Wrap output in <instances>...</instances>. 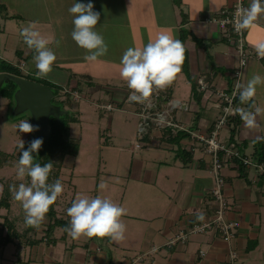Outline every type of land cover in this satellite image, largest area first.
<instances>
[{"label":"crops","instance_id":"0c3cea01","mask_svg":"<svg viewBox=\"0 0 264 264\" xmlns=\"http://www.w3.org/2000/svg\"><path fill=\"white\" fill-rule=\"evenodd\" d=\"M86 1L94 6L96 4V0ZM118 1L120 5L122 0ZM232 1L145 0L151 5L149 11L152 19L141 18L138 24L132 15L145 10L144 2H140L142 10L133 7L129 10L130 17H134L131 18L130 25V20L123 22L114 18V23L124 25L126 30H131V25L136 24L142 28L150 26L151 29L161 32L176 31L179 34L178 39L181 30L186 33L184 46L189 74L181 71L168 89H163L164 98H157L158 108L150 109L151 113L163 111L165 118L181 122L185 130L171 132L169 129H161L149 119V129L145 127L146 134L139 139L138 129L143 115L137 98L134 99L135 102L129 99L131 93L137 97L139 94L129 89L127 82L122 79L114 84L113 80H108L111 85L99 83L103 77L100 76L98 68L90 66L92 63L104 64L105 61L102 57H98L94 62L87 61V50L79 47L71 37L74 15L69 12V8L76 2L83 3V0H0V57L4 62L10 64L8 60L11 47L14 54L19 56L13 66L20 67L21 63L25 66L24 58L29 56L30 48L21 41L23 36L20 33L24 26H34V30L50 41L48 47L57 57L52 65V72L44 77L45 79L60 85L74 83L78 78H86L79 84L90 86V93L86 94V97L80 93L84 99L93 102L97 108L96 101L102 98L113 103L115 109L119 108L121 112L128 113L134 121L136 137L140 142L133 144L132 137L127 148H117L121 153L128 152V156L126 153L123 155L128 159V168L126 172L118 174L125 178L126 185L103 189L105 198L127 210V214L121 217L126 226L125 239L119 242L108 240L115 253L117 250L121 252L124 259L122 264H264V158L255 151L256 145L264 142V84L256 86L255 96L248 101L242 103L239 101L240 96L237 97L239 109L254 114L255 124L246 126L241 118L238 123L233 121L222 128L226 129V134H222V137L219 130L220 140L234 144L239 152V157L233 158L231 163L222 168L223 195L228 204L225 217L227 220L239 222L233 238L225 240L218 232L211 231L188 234L184 241L169 243L177 233L186 231L193 223L210 219L214 212L215 204L209 192L213 181L210 171L211 157L203 151L202 144L194 135L208 134L213 127L218 115L214 92L230 91L233 86V71L238 64L234 46L220 34L214 24L206 22L208 17ZM261 2L264 4V0ZM250 3L251 0H245V8L249 7ZM112 9L116 15V9ZM100 14L102 20L98 21L97 29H101L104 24H110L103 12ZM55 29H63L61 40L56 41L54 38ZM64 39L69 44H65ZM15 40L18 43L16 46L13 42ZM262 41L264 14L258 16L252 26L245 29L247 49L257 53L254 45ZM62 48H65L64 52ZM35 55L36 52L30 59L34 60ZM55 70L64 72V77H52L51 74ZM37 71L36 69V74ZM0 74L9 75V80L17 76L5 70H0ZM254 75L264 77V58L253 55L244 68L242 85L246 86ZM88 80L91 84H87ZM198 80H202L208 89L201 90ZM192 84L195 92L192 90ZM79 85L77 83V86ZM170 101H175L172 106ZM257 108L261 109L259 113L256 112ZM233 127L235 129L231 137ZM76 132L79 135L78 129ZM71 137L79 140V152L82 139L79 136ZM136 144H139V147ZM106 147L112 148L109 144ZM78 152L76 156L65 155L62 167L67 161L68 167L72 169ZM246 158L249 160L247 164L243 163ZM3 181L0 177V183ZM76 188L73 190L77 191ZM125 197L128 198L126 203ZM57 205L59 216L67 218L70 222L67 212L58 210ZM71 205H68L67 209ZM11 207L10 204L9 208H0V224L5 218H11L6 215ZM3 210L5 213H2ZM201 215L203 219L198 218ZM48 223L49 220L45 216L41 223L44 226L41 227L42 236L39 237L35 236L39 228H29L26 237L30 244L21 245L20 248L15 240H11L5 245H0L3 252L7 246L13 247H9L7 254L0 253V264H114L113 261H116L111 247L107 246L105 250L100 243V240L103 243L102 239L81 236L74 240L60 226L54 227L49 235H45L43 231ZM60 228L64 230V234ZM3 232L6 233V229ZM50 235L55 239L51 246L48 245ZM40 243L43 245L40 246ZM200 251L204 254L201 255ZM232 253L235 256L233 258Z\"/></svg>","mask_w":264,"mask_h":264},{"label":"rangeland","instance_id":"374dc122","mask_svg":"<svg viewBox=\"0 0 264 264\" xmlns=\"http://www.w3.org/2000/svg\"><path fill=\"white\" fill-rule=\"evenodd\" d=\"M140 2H144L143 9L145 10L141 9ZM83 3L87 4V1L83 0ZM98 6L100 9H98ZM94 7V11H98L100 13L103 12L105 19H109L110 24L106 26L107 24L105 25L103 23L104 26H102V28L104 29H94L103 36L108 46V52L106 55L101 56L105 61L104 64L94 65L92 63L90 67L96 69L98 68V71L101 74L100 76L103 77L99 83L111 85L108 80H113L112 84H114L115 81L121 82L119 80L122 79V77L120 76V69L122 67L121 58L123 53L128 48H143L150 41H154L157 35L161 33V31L157 29H151L150 26H147L148 29L138 27L136 24L131 25V30H126L123 27L124 25L114 23V18L120 19V21L123 22H128L130 20L129 25L131 24V18L134 17L136 18L138 24L140 23L141 18L144 20L148 18L152 19L151 11H149L151 5L149 4V2H145V0H136V2L132 0H122V3H120V5L118 0H96V4ZM131 7H133V9L138 8L142 10V12H138L136 14L133 13L132 15L134 17H130L131 11L129 10H131ZM112 8L116 9V15H114V10ZM24 27L28 26L26 25ZM55 32L56 34L54 33V38L56 39V41L61 40L60 36H63L64 34L63 29H55ZM168 32L171 33L176 39H178V32ZM21 41H24V38H21ZM64 41L65 44L68 43L66 39H64ZM13 42L15 43V46L18 44L16 40ZM62 49V52H64L65 48ZM10 50L11 55H9L10 58L8 60L10 64L6 61L4 62L1 57L0 64H9L13 67V62H17L19 56H17V54H14V51L11 47ZM30 58L32 57L24 58L25 66L23 64L24 70H22L21 72L27 73L29 79L47 84V81H45L47 79L39 78L35 73L36 68L34 65V60H31ZM63 68H65L64 65ZM51 76L63 78L64 72L55 70L53 71V74H51ZM110 77H112L113 79H111ZM76 80L77 81L74 83H60L61 88L58 90V93L56 95H53L52 98L56 101L63 102L64 109H60L59 114L71 112L74 113L76 117H78V122L71 123L70 135L79 136L82 139V143L80 144V151L78 152L77 158H75V166L71 169V167H68V163L66 161L60 172V179L64 187V191L57 198L59 202V204L57 205V209H62V211L67 209L68 203L70 201L73 202V200L78 195H86L91 198H94L96 196L105 198L106 194H104L103 189L100 188V184L102 182L105 183L107 187H124L126 185V180L123 176L118 174L126 172L128 168V159H125L123 157L125 153V155L128 156V152L126 151L125 153H121L117 148L119 146L127 148L131 142L132 137H134L132 140L133 144L135 142H140V140H138L136 137L137 132L134 126V121H132L128 113L121 112L118 106V109H115L111 112L100 111L98 106L97 108L94 107L93 102L90 103L89 101L84 99L86 97V94L90 93V86H76L79 81L83 82L86 80V78H78ZM48 88L52 92V88ZM18 91L19 87L17 83L12 79L9 80V75L1 74L0 165H2L3 167H0V177H2L3 180L7 181L8 187L10 185H16L17 188L20 183L30 185V177H28L27 175L23 179H19L17 177L16 166L18 164V160L16 157L18 156V152L20 151L19 143L22 140L24 141V144H27L29 146L30 142L36 139L39 134V128L32 133H22L18 130L17 126L19 125V123L25 120H27L33 126H36L34 124L33 113L28 107H23L22 104L19 103V100L17 98ZM74 92L76 93L74 94ZM80 93H83L85 97L81 96ZM100 101V98L97 99L96 104ZM54 105H57V103H54ZM75 109L77 110L75 111ZM76 129H78V131L80 132L79 135H77ZM220 132L222 137V134H226V129H222L220 130ZM107 144L111 145L112 148L106 147ZM6 153H8V155L11 154V157H13H8ZM75 188L77 189V191L73 190ZM2 194L3 183H0V197L2 196ZM124 199L126 203V200L128 198L125 197ZM10 204L12 205V207L9 212H6V215H8V217L10 216L11 218H8L9 220L6 221L5 224L4 221L1 222L0 228L5 227L6 229H8L10 225V228L12 230L10 233L11 240H15L17 246L21 248V245L25 246L26 244H30V240L27 239L25 233L29 231V228L31 227L25 224V212L22 208L21 203L16 201L14 199V196H12ZM61 204L63 208H61ZM2 213H5V211L3 210ZM41 227H44L43 224L38 227L40 230L38 229L36 231L37 235L35 234V236H42ZM60 231L63 232L64 230L60 228ZM43 233H45V231H43ZM48 237V245L51 246L55 239L52 238L54 237L53 235H50ZM102 240L103 243L101 240L100 243L103 244L105 250L107 246L111 247V243H109L106 238ZM44 243L46 245L45 241ZM39 245L41 246L43 244L40 243ZM9 247L10 246H7L4 252L2 251L3 249H0V253L3 252V254H7ZM111 249L114 260H116L113 261L114 264H122V261L124 259L122 258L121 252H118L117 250L115 253V249L113 250L112 247Z\"/></svg>","mask_w":264,"mask_h":264},{"label":"clouds","instance_id":"9594fccd","mask_svg":"<svg viewBox=\"0 0 264 264\" xmlns=\"http://www.w3.org/2000/svg\"><path fill=\"white\" fill-rule=\"evenodd\" d=\"M69 12L74 15L72 21L74 29L71 33L76 44L87 50L85 59L96 61L98 57L104 56L108 52V46L101 34L94 29L100 20V12L94 11V5L76 2L69 8ZM264 14V4L261 0H251L249 7H239L237 9L238 19L234 27L239 32L252 26L258 16ZM24 38V43L34 49L35 67L38 70L39 78L47 77L52 72V65L57 57L48 47L49 40L41 36L39 31L34 30V26L21 29L20 33ZM259 57L264 58V41L254 45ZM185 60V46L183 42L176 39L169 32H161L154 41H150L143 48H128L121 58L120 76L127 82L129 89L138 93L137 99H147L153 89L163 90L171 85L177 75L182 71ZM243 64V61H241ZM264 84V77L254 75L247 85H237L240 91V101L243 103L252 99L256 93V86ZM102 100V98H100ZM261 109L257 108L259 113ZM246 126L255 124V115L237 109ZM19 132L32 133L38 130V126H33L27 120L21 121L17 126ZM43 144L42 138H36L30 142L25 149L24 141H20V158L17 164V177L23 179L26 175L30 177V185L20 183L10 185L9 190L13 193L14 199L21 203L25 212V224L38 228L45 220V216L64 187L60 180L54 183H47L53 163H34L33 153H38ZM107 185L100 184L104 189ZM127 214V210L112 202L108 198L96 196L94 198L86 195H78L67 209L70 217V224L65 229L72 239L78 240L81 236L88 238H110L113 241L125 239L126 226L121 221V217ZM203 219L201 215L198 217Z\"/></svg>","mask_w":264,"mask_h":264},{"label":"built area","instance_id":"2783aa9c","mask_svg":"<svg viewBox=\"0 0 264 264\" xmlns=\"http://www.w3.org/2000/svg\"><path fill=\"white\" fill-rule=\"evenodd\" d=\"M244 2L245 0H233L232 3L222 7L206 19L207 23L214 24L218 28L220 34L233 44L235 54L238 57V64L233 71L234 82L231 90H216L214 92L217 100L215 106L218 109V115L213 123L212 129L208 134L194 135V137L202 144L203 151L208 153L211 157L210 171L213 176V181L209 192L212 196V202L215 204L214 212L210 219L193 223L186 231H180L177 233L175 237L169 241L171 244H173L174 241L186 240L188 234H202L211 231L218 232L225 240H231L236 228L239 226L238 221L227 220L225 217L228 204L223 195L224 179L222 175L223 166L229 164V162L231 163L233 157H239V152L234 144L220 140L219 130L228 124V119L230 117L239 113L237 112V109H239L237 97L240 95L241 89L238 88L237 85H242L243 83L244 68L248 63V60L253 55L261 58L251 49H247L245 43V29L238 32L234 27L235 21L238 19L236 15L237 9L239 7L245 8ZM241 61H243V64ZM20 67L23 68V63H21ZM198 84L201 90L205 91L208 89V86L202 80H198ZM163 92L164 90L154 88L152 96L149 98L137 99V102L140 105V112L143 115L142 122L139 124L138 129L139 139H142L144 134H146L145 127H148L149 129V119H151L156 127L161 129H169L171 132L185 130V127L181 122L174 121L173 118H165V113L163 111L157 113L150 112V109L158 108L156 100L157 98H164L162 95ZM75 93L76 92H74V94ZM136 98L137 96L132 93L130 94V101L135 102L134 99ZM174 102L175 101H170V106H172ZM97 106L102 112H110L115 109L113 103L106 102L103 99L97 103ZM136 146L139 147V144H136ZM243 163L247 164L249 163V160L247 158L243 159ZM200 254L203 255V251H200ZM231 257H235L234 253L231 254Z\"/></svg>","mask_w":264,"mask_h":264},{"label":"trees","instance_id":"16d2710c","mask_svg":"<svg viewBox=\"0 0 264 264\" xmlns=\"http://www.w3.org/2000/svg\"><path fill=\"white\" fill-rule=\"evenodd\" d=\"M185 35H186V33L183 30H181L180 40L183 43H184ZM34 52H35L34 49H30L29 56H27V57H31L34 54ZM27 57H25V58H27ZM0 70H3V71L5 70L7 72L16 74L19 77L28 78L27 73L20 72V70L22 71L24 69L19 67V66H16V67L13 66L12 67L9 64H4V65L0 64ZM182 71L186 75L189 74L188 73L189 70H188L186 49H185V60H184L183 66H182ZM30 80H33V79H30ZM45 81H47V84H45V83L43 84L41 82H39V83H41L47 87L52 88V94L56 95L58 93V90L61 88V86L55 82H52V81H48V80H45ZM80 82L81 81H79L78 84H82ZM87 82H85V83L91 84V82H89V80ZM79 87H82V85H79ZM165 89H168V86ZM192 90H193V92H195L194 91V84H192ZM51 100H52L51 102L57 103V105L60 106V109H64V105H63L62 101H56L55 99H51ZM239 101H240V99H239ZM77 121H78V118L76 117V115L74 113H71V112H66V113L59 114V115L49 114V116H48L49 133L47 134V136L45 138H43V144H42L41 148L39 149L38 153H33V157H34V163H40L42 166L45 163H49V162L53 163V168L49 174L48 181H47V183H49V184L54 183L56 180L61 181L60 171H61L64 156L67 154L71 155V156L77 155V152L79 149V140H77L74 137H71L70 132H69L70 124L77 122ZM233 121L235 123H238L239 121H241L240 113L230 117L228 119V125H230ZM234 129H235V127H233L231 129V137L234 134ZM28 147L29 146L27 144H25V149H27ZM255 151L258 152L259 154H261V157L264 158V142L257 144ZM20 154H21V150L18 152V156L16 157L18 161L20 158ZM6 155L8 157H11V154L10 155L6 154ZM233 158H235V157H233ZM2 183H3V194L0 197V208H2V207L9 208L13 193L9 190L10 186L8 187L7 181L4 180ZM70 204L71 203H69L68 205H70ZM56 205H57V200L53 205L50 206L49 211L46 214V217L48 218L49 223H48L47 227L45 228V233H44L45 235H49V233L56 226H60L65 230L70 224V222L67 220V218H64L63 216H59V214L56 210ZM66 212H67V209H65V213ZM6 221H8L7 218L4 219V224ZM0 229H1L0 230V245H5L11 241V236H10L11 234L10 233L12 230L10 228V225H9L8 229H6L5 227H1ZM4 229H6V233L3 232ZM105 238L107 240L110 239L108 237H105Z\"/></svg>","mask_w":264,"mask_h":264},{"label":"water","instance_id":"95a60500","mask_svg":"<svg viewBox=\"0 0 264 264\" xmlns=\"http://www.w3.org/2000/svg\"><path fill=\"white\" fill-rule=\"evenodd\" d=\"M11 79L19 87V103L28 107L34 115V124L39 128L37 138H45L49 133V114L60 113V107L51 102L52 92L47 86L24 77L15 76Z\"/></svg>","mask_w":264,"mask_h":264}]
</instances>
